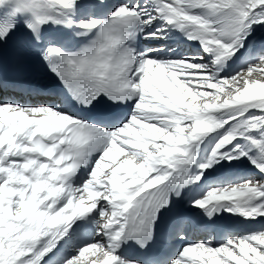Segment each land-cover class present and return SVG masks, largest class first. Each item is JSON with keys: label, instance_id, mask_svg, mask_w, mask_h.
<instances>
[{"label": "snow or ice", "instance_id": "6c2138e0", "mask_svg": "<svg viewBox=\"0 0 264 264\" xmlns=\"http://www.w3.org/2000/svg\"><path fill=\"white\" fill-rule=\"evenodd\" d=\"M0 54L65 93L0 97V264H264V0H0Z\"/></svg>", "mask_w": 264, "mask_h": 264}, {"label": "bare ground", "instance_id": "6f19581e", "mask_svg": "<svg viewBox=\"0 0 264 264\" xmlns=\"http://www.w3.org/2000/svg\"><path fill=\"white\" fill-rule=\"evenodd\" d=\"M172 44H173V47L175 48V47H177V44L174 42V41H172L171 42ZM187 45H189V44H187V43H181L180 45H179V47L183 50V51H185V52H194V51H192V46L193 45H195V44H191L190 45V47L189 48H187ZM5 96H7V97H11V96H9V94H6V95H4V96H0V97H5ZM11 98H13V97H11ZM14 99H16V100H18L20 103H23V104H29V102H30V99H22V98H20V97H16V98H14ZM185 215L186 216H191L192 218H200L199 217V214L198 213H196V212H194L193 210H191V209H188L187 207H185ZM262 223H264V222H262ZM194 228H195V232L193 233V237H195V236H198L199 235V230H200V228H197L196 226H195V224H193L192 225Z\"/></svg>", "mask_w": 264, "mask_h": 264}]
</instances>
